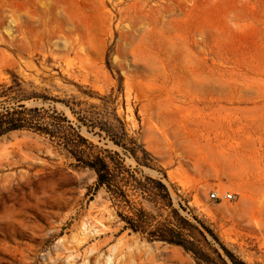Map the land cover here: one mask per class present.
Returning a JSON list of instances; mask_svg holds the SVG:
<instances>
[{"label": "rangeland", "instance_id": "obj_1", "mask_svg": "<svg viewBox=\"0 0 264 264\" xmlns=\"http://www.w3.org/2000/svg\"><path fill=\"white\" fill-rule=\"evenodd\" d=\"M3 114L0 264H264V0H0ZM130 174L168 186L199 259L125 229L182 224Z\"/></svg>", "mask_w": 264, "mask_h": 264}, {"label": "trees", "instance_id": "obj_2", "mask_svg": "<svg viewBox=\"0 0 264 264\" xmlns=\"http://www.w3.org/2000/svg\"><path fill=\"white\" fill-rule=\"evenodd\" d=\"M7 118L8 115H0V136L10 130L22 127V125L16 124L14 120H9ZM84 163L85 167L95 171L97 175V185L99 187H105L112 197L121 198L126 205L130 206V200L127 198L128 196L125 189V187L129 185V181L127 182L125 178H120V175L123 173L122 170H125L122 163H120L121 166L118 168L112 159L108 156L101 155H89ZM129 177L137 183L135 188H140L143 193H147V197L150 200L158 203L157 197L159 196L163 201V207L172 208V212L179 217L182 224L179 226L171 225L170 220L154 224L155 217L141 207L136 210L130 208L132 209V214L122 216L123 220L126 222L125 229H131L133 232L145 234L151 241H162L182 246L187 252H192L196 259H199L195 241L189 238L190 235L186 232V229L190 227L198 230L200 234H203V232L197 225L186 217L181 216L177 208H174L168 186L161 180L149 176H146L144 181L139 180L133 174H130ZM153 189H157L158 194L153 193ZM200 224L208 232H211L202 222H200ZM223 249L226 251L224 247ZM231 259H233L232 256Z\"/></svg>", "mask_w": 264, "mask_h": 264}, {"label": "built area", "instance_id": "obj_3", "mask_svg": "<svg viewBox=\"0 0 264 264\" xmlns=\"http://www.w3.org/2000/svg\"><path fill=\"white\" fill-rule=\"evenodd\" d=\"M211 197L214 200L221 201V200H231L234 198V195L231 192L220 194L219 192H213Z\"/></svg>", "mask_w": 264, "mask_h": 264}]
</instances>
